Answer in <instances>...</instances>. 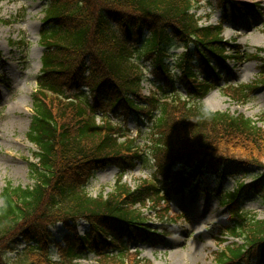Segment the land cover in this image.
Listing matches in <instances>:
<instances>
[{
    "label": "trees",
    "instance_id": "obj_1",
    "mask_svg": "<svg viewBox=\"0 0 264 264\" xmlns=\"http://www.w3.org/2000/svg\"><path fill=\"white\" fill-rule=\"evenodd\" d=\"M46 1L42 70L28 133L38 149L30 166L33 184L8 183L1 193L0 264H80L88 254L102 256L99 264H141L144 259L130 260L129 245L157 244L172 223H149L135 206L202 191L203 177L217 178L216 189L204 191L219 196L235 216L228 231L236 243L218 253L217 264H264V219L242 207L248 193L264 200V129L243 114L203 104L226 73L230 77L225 63L242 60V47L223 40L222 23L200 24L198 0ZM217 1L225 19L258 6ZM176 48L185 51L170 61ZM258 52L253 58L264 63V51ZM146 70L157 85L149 95L143 93ZM262 74L251 84L225 88L246 102L264 84ZM179 85L187 91L184 99ZM132 118L142 123L140 135L148 127L146 145L128 136ZM232 163L259 171L246 183L247 175L227 172ZM140 165L152 170V178L133 188L123 178ZM109 167L119 171L114 189L90 196L91 179ZM229 179L238 184L233 192L223 188ZM81 222L89 226L84 235ZM58 224L67 234L57 243ZM19 243L43 259L10 261L7 254ZM53 244L62 253L57 261L51 259Z\"/></svg>",
    "mask_w": 264,
    "mask_h": 264
},
{
    "label": "rangeland",
    "instance_id": "obj_2",
    "mask_svg": "<svg viewBox=\"0 0 264 264\" xmlns=\"http://www.w3.org/2000/svg\"><path fill=\"white\" fill-rule=\"evenodd\" d=\"M248 5H258L249 15L239 16L236 20L226 18L217 0L196 1L197 16L202 25L223 24L222 38L230 44L240 45L243 49L242 60H228L227 78L203 100V104L211 111L243 114L258 122L264 129V84L257 86L250 99L242 102L233 96L227 84H251L260 78L264 71V63L253 58L258 50L264 51V0H238ZM47 6L46 0H0V204L1 193L8 183L14 187H27L33 184L30 166L36 161L37 147L28 138L33 114V93L38 89V78L42 70L43 47L41 45V29ZM262 12V15L258 13ZM21 43V44H20ZM184 52L183 48L171 50L170 61ZM264 58V52L259 54ZM149 66V63L147 64ZM152 67H150L151 70ZM263 75V74H262ZM264 76V75H263ZM179 90L186 97L187 91L179 85ZM157 88L151 77L144 83V94L149 95ZM97 119V123H99ZM117 125L118 119L112 120ZM142 123L129 119L127 123L130 137L138 139L140 144L149 141V130L145 124L144 133L140 135ZM149 136V138H148ZM264 163V159H263ZM259 169L232 163L227 172L237 177L247 175L243 182L250 183L251 176ZM152 170L140 165L133 172L125 175L123 181L131 187L150 181ZM118 171L108 168L96 173L91 179L87 192L92 197L107 196L114 189ZM203 190L193 188L182 194L170 197L168 204L163 201L146 205H137L135 209L144 212L149 223L168 221L171 233L161 238L157 244L131 243L129 245L130 260L144 259L141 264H217L218 253L227 246L236 243V239L228 231L234 223V215L220 202L219 196L209 197L204 188L214 190L218 185L217 178L203 177ZM264 182V178H263ZM237 182L229 179L223 188L233 192ZM187 191V190H186ZM242 207L248 212L264 219V200L252 193L243 195ZM168 205V207H166ZM79 233L84 235L89 226L81 222ZM54 240L61 242L67 234L62 224L53 228ZM26 244L19 243L7 257L10 261H22L26 257L40 262L43 259L38 253L25 252ZM137 251V253H135ZM53 261L62 258L56 244L51 246ZM102 256L88 254L78 262L81 264H99Z\"/></svg>",
    "mask_w": 264,
    "mask_h": 264
}]
</instances>
